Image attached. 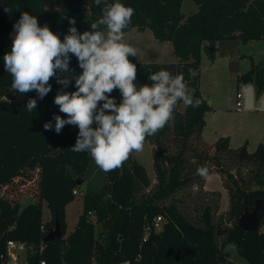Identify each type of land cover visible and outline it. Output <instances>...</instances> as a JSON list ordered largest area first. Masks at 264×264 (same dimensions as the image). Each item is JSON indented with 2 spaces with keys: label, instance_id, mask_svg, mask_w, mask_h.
Returning <instances> with one entry per match:
<instances>
[{
  "label": "trees",
  "instance_id": "obj_1",
  "mask_svg": "<svg viewBox=\"0 0 264 264\" xmlns=\"http://www.w3.org/2000/svg\"><path fill=\"white\" fill-rule=\"evenodd\" d=\"M119 2L134 9L131 24L124 32L134 27L140 31L150 28L158 40L173 43V54L177 57L175 62L149 63L140 62L137 56L129 57L137 66L134 82L137 87L151 85L149 76L160 70L173 75L183 72L189 92L201 104L195 108L185 106L183 111L176 105L169 123L146 139L155 146L153 163L157 182L152 188L146 168L131 153L121 168L106 173V183L100 192L85 195L75 229L66 234V205L75 199L77 179L81 177L83 183L91 155L71 150L78 137V126L65 125L59 133L54 123L50 130L44 129V124L54 115L67 119L54 104L57 91L63 86L51 78L52 90L43 99H39L36 91L25 94L12 91V77L5 71L3 57L11 50L10 34L21 12L36 16L40 26L47 24L63 40L68 34L70 18H75L78 32L91 30V23L102 16L103 5L97 7L94 0H0L4 16V22L0 23V264H7L1 254L6 252L9 239L33 246L26 250V260L17 264H41V261L45 264H232L227 250L230 244L245 259L241 264H264V229H261L264 218L258 231H246L238 224L243 205L251 211L256 199L264 200V144L259 143L249 152L246 143L234 149L230 148L227 137H220L212 144L214 154L208 155L198 153L191 143L193 137L205 142L202 138L205 114L211 110L198 86L202 50L206 49L214 58L219 40L264 39V0H194L199 9L187 17L182 12L183 0ZM5 8L12 11L5 12ZM69 55L70 69L74 71L69 75L82 74L77 58ZM190 68L197 71L194 79L188 75ZM241 78L256 81L262 91L264 63ZM64 90L75 91L74 80ZM111 96L117 104L122 100L118 89ZM5 98L12 100L9 107ZM32 98L37 100V108L29 113L26 104ZM170 137L178 144L172 151L166 148ZM190 151L198 157L197 169L205 167L202 162L210 159L223 168L221 157L225 153L256 166L246 176L227 170L231 179L230 183H224L230 199L228 218L227 213L215 217L218 204L214 208L206 203L199 220L190 219L182 211L183 201L175 195L196 182L203 187L202 177L190 166ZM206 168L212 173L211 168ZM27 194L33 196L34 202L21 208V199ZM43 201L51 212V220L47 222L42 220ZM89 211L94 215H89ZM158 215L163 218L162 228L146 231ZM56 217L63 235L45 241L47 232L41 230V225L49 231ZM14 222L15 228L10 229ZM97 224L102 227L99 234H96Z\"/></svg>",
  "mask_w": 264,
  "mask_h": 264
},
{
  "label": "clouds",
  "instance_id": "obj_2",
  "mask_svg": "<svg viewBox=\"0 0 264 264\" xmlns=\"http://www.w3.org/2000/svg\"><path fill=\"white\" fill-rule=\"evenodd\" d=\"M94 4L103 5L102 16L91 23V30L78 32L75 18H70L63 40L47 24L40 26L36 16L21 12L10 34L11 50L3 60L5 71L12 77V91H36L43 99L52 90L51 78L63 86L54 104L67 119L54 115L55 131L59 133L65 125L78 126L71 150L90 153L95 165L108 173L121 168L131 153L143 151L146 139L173 118L178 102L195 108L201 101L189 92L183 72L173 75L160 70L149 76L151 85L137 87V66L129 57H136L139 50L125 41L124 32L134 9L119 0H94ZM11 11L5 8V12ZM69 54L77 58L82 74L69 75L74 72ZM188 75L194 79L197 71L190 68ZM73 80L76 90L65 91ZM117 89L122 96L119 104L111 96ZM36 108L37 100L29 99L27 111L33 113ZM51 128V122L44 124L45 130ZM197 175L207 178L208 168L199 167Z\"/></svg>",
  "mask_w": 264,
  "mask_h": 264
},
{
  "label": "rangeland",
  "instance_id": "obj_3",
  "mask_svg": "<svg viewBox=\"0 0 264 264\" xmlns=\"http://www.w3.org/2000/svg\"><path fill=\"white\" fill-rule=\"evenodd\" d=\"M198 9L199 6L194 0H183L182 12L185 17L197 12ZM104 30L106 31V28ZM125 41L139 50L137 56L142 63L177 61V57L173 54V43L158 40L150 28L140 31L134 27L126 31ZM263 63L264 39L247 42H242L239 39L219 40L216 42L214 58L209 55L206 49L202 50L198 86L210 104L211 110L205 114L206 123L202 133L204 139L209 143L200 138L193 137L191 140L198 153L213 155L215 150L212 144L220 137H227L230 148L234 149L246 143L249 152L256 149L258 140L264 139V89L260 91L254 80L244 81L241 78L251 69L258 70ZM238 93L242 95L241 106L236 104ZM5 101L7 107L12 103V100L8 98H5ZM177 108L183 111L185 105L179 102ZM62 115L65 117L66 114L62 113ZM50 122L55 124L53 119ZM153 146L150 141H145L142 152H133L136 160L147 170L152 181L150 188L157 182L153 163ZM177 147L178 144L172 137L167 139V150L172 151ZM189 156H192L190 166L196 172L200 165L197 162L198 157L194 156L192 151L189 152ZM221 158L223 168L216 166L212 159L202 162L203 166L212 169V173L207 178H201L203 187L196 182L175 195V198L183 201L181 203L182 211L192 220L197 218L199 220L202 207L206 203H210L214 208L218 204L219 208L215 217L227 213L225 217L228 218L230 199L224 183H230L231 179L228 177L227 170L231 169V173L238 176L240 174L246 176L251 174V168L256 167L250 163L240 162L237 157H230L227 153ZM83 179L75 199L66 205V234L75 229L83 211L85 195L100 192L106 183V173L95 165L91 156ZM33 202L34 198L31 194L24 195L20 202L21 208L31 205ZM42 220L44 222L51 220V212L45 201L42 203ZM261 229H264V226ZM101 230V225L97 224L96 234H99ZM28 248L33 249V246L26 247L22 254H18L17 263L26 260ZM227 250L230 253L232 264L245 262L233 244L228 245Z\"/></svg>",
  "mask_w": 264,
  "mask_h": 264
},
{
  "label": "water",
  "instance_id": "obj_4",
  "mask_svg": "<svg viewBox=\"0 0 264 264\" xmlns=\"http://www.w3.org/2000/svg\"><path fill=\"white\" fill-rule=\"evenodd\" d=\"M4 22L3 10L0 9V23ZM212 48V47H211ZM78 185L82 183L81 177L77 179ZM264 218V200L258 198L255 200L254 208L249 211L246 206H242L238 215V224L246 231H258L261 221ZM63 235V230L58 217L55 219V225L46 234L44 240H56Z\"/></svg>",
  "mask_w": 264,
  "mask_h": 264
},
{
  "label": "built area",
  "instance_id": "obj_5",
  "mask_svg": "<svg viewBox=\"0 0 264 264\" xmlns=\"http://www.w3.org/2000/svg\"><path fill=\"white\" fill-rule=\"evenodd\" d=\"M242 97L241 93L237 94V101L236 104L237 106H241V100L240 98ZM73 193L75 195L78 194V190L74 189ZM89 215H94L93 211H89ZM162 222H163V218L161 215L156 216L152 221L151 224H149L146 227V231L150 230L151 228L154 230H160L162 228ZM15 228V222L12 223L10 225V229H14ZM41 230L44 233H48V231L46 230V227L44 224L41 225ZM27 247V244L25 242L22 241H16L14 239H9L7 241V246H6V252L4 254H1V257H5L6 258V263L7 264H17L16 260L18 258V254L19 251L25 249ZM41 264H45L44 261H41ZM118 264H126L125 262H119Z\"/></svg>",
  "mask_w": 264,
  "mask_h": 264
},
{
  "label": "crops",
  "instance_id": "obj_6",
  "mask_svg": "<svg viewBox=\"0 0 264 264\" xmlns=\"http://www.w3.org/2000/svg\"><path fill=\"white\" fill-rule=\"evenodd\" d=\"M137 57H138V56H137ZM263 112H264V111H263ZM206 113H207V112H206ZM203 129H204V128H203ZM202 133H203V131H202ZM202 138L204 139L203 136H202ZM204 140H205V139H204ZM205 141H206V140H205ZM206 142H208V141H206ZM208 143H209V142H208ZM259 143H263V144H264V139L261 138L260 140H258V144H259ZM213 144H214V143H213ZM258 144H257V146H258ZM257 146H256V147H257ZM23 252H24L23 250H22V251L20 250V251H19V254H22Z\"/></svg>",
  "mask_w": 264,
  "mask_h": 264
}]
</instances>
